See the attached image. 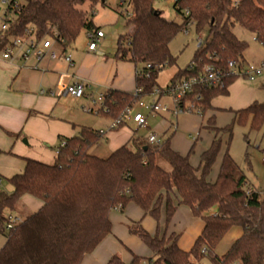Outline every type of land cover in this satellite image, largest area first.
Listing matches in <instances>:
<instances>
[{
	"label": "trees",
	"instance_id": "16d2710c",
	"mask_svg": "<svg viewBox=\"0 0 264 264\" xmlns=\"http://www.w3.org/2000/svg\"><path fill=\"white\" fill-rule=\"evenodd\" d=\"M17 1V8H7V29L0 32V52L12 39L30 37L29 31L38 40L56 36L61 48H70L82 32L100 30L91 14L97 5L107 4V0ZM156 1L131 0L127 27L132 30L120 36L114 58L136 65V88L141 94L107 91L99 113L114 120L150 97L155 89L162 90L157 82L159 73L177 63L170 45L189 24L198 34H206L205 42L197 48L190 66L175 75L172 84L197 77L205 65L222 71L232 61L244 65L248 44L235 35L236 26L264 46V0H178L174 9L181 24L167 20L156 9ZM84 5L89 6V11L81 8ZM62 39L65 46L60 45ZM192 64L196 66L191 70ZM235 80L227 78L223 89L197 86L188 100L200 96L204 116L213 109L214 100L229 95ZM234 115L230 125L212 128L215 138L201 156L198 168L191 165L190 156L174 151L170 140L151 144L136 134L131 144L106 159L100 158L91 149L103 135L88 127L80 128L72 138L59 140L52 164L24 158V170L8 179L13 191L0 188V234L6 237L0 264H82L85 256L111 234V212L118 207L123 210L131 202L157 221L164 211L166 226L179 206L191 209L204 223L201 235L188 252L179 248L175 235L151 236L140 224L133 226L131 232L149 247L156 264H264V194L249 186L247 175L229 151L234 125L251 121L252 129L257 130L264 125V103H254ZM210 122L214 124L213 118ZM223 146L226 151L219 174L212 182L210 176ZM161 162L168 164L171 171L165 170ZM27 195L40 200L41 209L7 231L10 214ZM236 227L242 229L241 237L225 255L219 256L217 248ZM143 260L136 257L131 264H141ZM108 264L125 263L114 256Z\"/></svg>",
	"mask_w": 264,
	"mask_h": 264
},
{
	"label": "crops",
	"instance_id": "0c3cea01",
	"mask_svg": "<svg viewBox=\"0 0 264 264\" xmlns=\"http://www.w3.org/2000/svg\"><path fill=\"white\" fill-rule=\"evenodd\" d=\"M98 28L103 31L101 27ZM100 45L98 50L104 56L88 52L86 48L81 54L74 53V67L60 59L49 60L47 63L43 61L36 69L22 67L19 70L15 65L0 59V180L21 173L25 166L24 158L52 164L56 151L49 149L56 147L62 138H72L78 135L82 126L75 123L78 116L70 106V100L76 102L81 99L76 100L64 96L62 91L64 86L76 82L90 84L92 90L84 98L88 101H91L89 95L95 98V93L105 96L111 89L126 93L135 92L138 71L136 65L109 57ZM245 64L249 65L247 62ZM263 76L258 80L264 78ZM41 90L52 91L55 95H41ZM240 91L234 82L229 87V95L226 97L231 96L232 93L238 95ZM258 98L257 92L252 88L246 89L244 86L242 97L237 99L236 105L228 107L217 104V98L213 101V109L202 117L186 114L176 117L172 112L166 113L169 117H164L163 113H159L156 117L149 116L155 121L153 129L148 125L145 129L148 131L147 134L136 136L147 140L150 135H156L163 141L170 140L172 149L182 156H190L191 165L198 168L201 156L210 149L215 138L212 128H223L230 125L235 116L234 112L258 103ZM79 105L84 112L92 110L99 118L109 117L106 113H99L100 108L91 109L84 101ZM57 111H60V115ZM212 118L214 124L210 122ZM101 131L105 133L102 139L108 143L109 147L107 150L99 143L96 147L98 151L103 150L109 153L131 144V139L136 134L135 132L129 133L128 129L114 132L99 129L98 132ZM29 147H33V151H30ZM225 151L226 146H223L210 176L212 182L217 179ZM25 203L30 207L29 214H26L27 217L38 212L43 205L40 200L31 198L29 195L22 199L21 209L25 207ZM212 213L215 214L214 211ZM10 217L16 218L13 213ZM110 220L111 234L99 244L93 253L85 256L82 264H108L114 256L121 258L125 264H131L136 257L142 259L152 257L149 247L131 232V228L137 224H140L151 236L159 235L161 238L164 235L177 236L179 248L186 252L192 249L204 229L203 221L196 218L191 209L186 206L177 208L168 226H166L164 211L161 219L157 221L152 216L146 215L133 202L123 210L112 211ZM241 235L242 229L232 228L217 248L216 253L219 256L225 255Z\"/></svg>",
	"mask_w": 264,
	"mask_h": 264
},
{
	"label": "rangeland",
	"instance_id": "374dc122",
	"mask_svg": "<svg viewBox=\"0 0 264 264\" xmlns=\"http://www.w3.org/2000/svg\"><path fill=\"white\" fill-rule=\"evenodd\" d=\"M156 9L163 12V16L169 21H175L178 24L182 23V19L178 16L176 10L174 9V1L173 0H157L155 2ZM7 5L0 2V30L2 29V25L5 23V17L8 12ZM82 9L89 11V6L84 5L81 7ZM125 9L123 10L118 8L116 0H107L106 6L99 4L93 11L92 20L96 27H101L105 33V39L102 41L100 48L103 49L109 57L115 56V53L118 48L119 38L122 35H126L130 32V28L127 27V15L125 17L121 16V13H124ZM10 17L13 15L10 14ZM234 33L237 38L243 42L248 44V49L245 53V60L249 64L253 65H260L264 63V46L261 45L254 39V36L249 32L242 29L240 26H236L234 29ZM200 35L206 37L205 33L198 34L193 26L190 27L189 34H186L185 31L179 33V35L173 40L170 45V51L174 58H176L177 63L171 66H167L164 68L158 75V85L162 90H166L168 87L171 86L172 80L175 75L179 71L186 70L190 64L192 63L196 50L198 48V39ZM54 42L52 38H48ZM88 45V40L86 37L85 32H82L76 42L72 44L70 47V51H68L69 55L75 61L74 53H83ZM55 50H59V48H55ZM58 52V51H57ZM1 57V54H0ZM50 59H45L44 62H48ZM52 61V60H51ZM57 61V60H55ZM12 63L17 68H24L29 67V69H36V61L32 59L30 62L26 63L24 61H16ZM31 67V68H30ZM27 69V68H26ZM74 69V68H73ZM264 77V76H263ZM259 79V78H258ZM256 82H249L244 78H239L235 80L236 85L240 88V92L238 95L232 93L231 96L226 97L222 96L219 97L217 100V104L225 105V106H233L236 105L237 99L242 97L244 92V86L246 89L252 88L253 91L257 92L258 94V103H264V78L258 80ZM262 81V82H261ZM96 98L98 99L100 94L95 93ZM41 97V96H40ZM86 103L91 107V109L97 110L100 106H94L91 101L86 99H81L78 101L70 100V106L76 111V115L78 116L75 119V123L78 126L82 127H90L95 131H99V129H103L105 132H109L110 125L113 124L114 119L112 117H97L93 112H84L81 108L80 103ZM154 101L153 97H147L143 99V102L146 104H150ZM160 105H167L171 109L173 108L172 99L164 95L160 99ZM232 103V104H231ZM63 110V109H61ZM138 112H141L143 115L148 116V113L142 111L138 105H136L132 109L131 118ZM60 115V111H57ZM164 117H169L168 114H163ZM62 117V116H61ZM233 122V121H232ZM147 123L150 125L151 129L155 124V121L152 117L147 118ZM231 124V123H230ZM128 129L129 133L135 132L136 135H145L147 134L146 128H140L138 125L134 123H127L126 125H122L119 129L123 131ZM118 130V131H119ZM117 131V130H113ZM149 134V133H148ZM99 144L105 146L108 150V143L101 139ZM98 147H94L91 149V153L100 157V158H108L111 153L108 151H98ZM30 151H33V147L28 148ZM51 151H55V148L49 149ZM229 151L231 156L237 162V164L243 169L245 174L249 179V186L257 191L260 192L262 195L264 194V125L260 129H252L251 121H249L245 125L236 124L234 125L233 129V137L230 142ZM21 160V158H20ZM23 162V160H22ZM161 166L167 170L171 171V168L168 164L161 162ZM9 178H4L3 182L0 184V188L3 190L11 193L13 191V187L8 182ZM38 200L37 198L31 196ZM21 206V205H20ZM13 213L14 216L18 219L19 222H23L26 219V214H29L30 207L28 204L25 203V207L21 209V207ZM6 243V237L0 234V250L4 247Z\"/></svg>",
	"mask_w": 264,
	"mask_h": 264
},
{
	"label": "built area",
	"instance_id": "2783aa9c",
	"mask_svg": "<svg viewBox=\"0 0 264 264\" xmlns=\"http://www.w3.org/2000/svg\"><path fill=\"white\" fill-rule=\"evenodd\" d=\"M176 3L178 0H173ZM1 3L7 5V7L13 6L17 8L18 1L14 0H0ZM118 8L123 10L125 9L124 14H131V0H116ZM192 24H189L188 28L185 30L186 34H189V30ZM7 27L4 24L2 26V32L6 31ZM86 37L88 40L87 50L88 52L95 53L99 56H104L103 53L99 52L98 47L105 39V33L102 30H93L86 32ZM30 37L26 38H16L12 39L11 42L6 46V48L0 52V59L6 61L8 63H14L16 61H24L26 63L30 62L32 59L36 61V68L38 65L42 63L45 59H50L52 61L55 60H64L69 66L74 67L75 63L71 56L68 53V48H61L58 45V41L55 37H46L42 40H38L33 36L32 31H29ZM52 38V40L48 39ZM60 45L65 46L66 41L60 40ZM205 42L204 36L200 35L198 39V47H201ZM55 48H59V50H55ZM195 64H192L191 70L195 67ZM264 74V63L260 65H242L239 62L232 61L228 64V69L226 71H222L219 68H216L214 65H205L203 67L202 72L194 78L189 80H183L182 82L171 84L165 91L160 89H155L150 97L154 98V101L150 104H146L140 101L137 105L142 111L148 113V116L156 117L159 113H170L172 112L176 117L181 115H195L202 117V108L200 106V96H196L194 101L188 100L189 95L194 92L195 87L203 86L206 88H220L223 89L226 86V79L229 77L239 79L244 78L249 82L253 83L258 78H261ZM138 75V74H137ZM92 87L90 84L84 82H76L68 86H64L62 91L63 95L66 97H71L73 99H83L85 98L89 92H91ZM41 95L54 96V92L41 90ZM135 96L141 94V90L137 89L133 93ZM167 95L172 99L173 108L171 109L167 105H160L159 99ZM89 99L91 100L94 106H100L99 108H103L105 96L100 95L99 98H95L92 95H89ZM87 112H93L92 110H87ZM105 112H108L105 111ZM131 110H127L126 113L118 119L113 121L110 130H117L122 125H125L129 122H134L140 128H147V118L148 116L143 115L141 112L136 113L131 118ZM101 135L105 133L103 131L100 132ZM162 139L156 135H150L148 137V142L151 144H161ZM264 162V158H263ZM121 207H118L116 210H119ZM18 223V219L14 217H10V223L6 226V230L10 231L15 224ZM205 252V250H203ZM141 264H156L152 257L146 258L142 261ZM199 264H208L206 262H201Z\"/></svg>",
	"mask_w": 264,
	"mask_h": 264
},
{
	"label": "water",
	"instance_id": "95a60500",
	"mask_svg": "<svg viewBox=\"0 0 264 264\" xmlns=\"http://www.w3.org/2000/svg\"><path fill=\"white\" fill-rule=\"evenodd\" d=\"M26 144H27V142H26Z\"/></svg>",
	"mask_w": 264,
	"mask_h": 264
}]
</instances>
